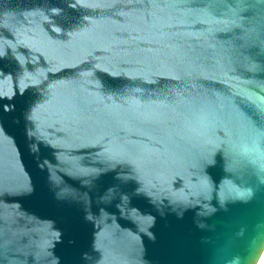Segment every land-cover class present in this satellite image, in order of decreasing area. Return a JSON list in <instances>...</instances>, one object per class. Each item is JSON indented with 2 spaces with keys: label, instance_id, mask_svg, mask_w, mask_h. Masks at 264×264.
<instances>
[{
  "label": "water",
  "instance_id": "obj_1",
  "mask_svg": "<svg viewBox=\"0 0 264 264\" xmlns=\"http://www.w3.org/2000/svg\"><path fill=\"white\" fill-rule=\"evenodd\" d=\"M264 0H0V264H258Z\"/></svg>",
  "mask_w": 264,
  "mask_h": 264
},
{
  "label": "bare ground",
  "instance_id": "obj_2",
  "mask_svg": "<svg viewBox=\"0 0 264 264\" xmlns=\"http://www.w3.org/2000/svg\"><path fill=\"white\" fill-rule=\"evenodd\" d=\"M258 264H264V251L262 253V256H261L260 261H259Z\"/></svg>",
  "mask_w": 264,
  "mask_h": 264
}]
</instances>
